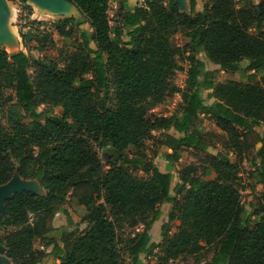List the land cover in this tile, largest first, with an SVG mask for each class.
Listing matches in <instances>:
<instances>
[{
    "label": "trees",
    "instance_id": "obj_1",
    "mask_svg": "<svg viewBox=\"0 0 264 264\" xmlns=\"http://www.w3.org/2000/svg\"><path fill=\"white\" fill-rule=\"evenodd\" d=\"M66 1L85 17L92 32L90 39L81 33L78 50L62 64L0 46V97L5 90L11 93L5 97L9 126L0 123V184L16 172L44 190H22L5 199V213L0 212L5 256L13 264H37L49 254L34 246L43 241L58 264H121L124 257L140 264V256L153 249L160 252L157 264L177 258L182 264H201L207 257L203 264H264V71L259 79L251 73L245 82L214 81L210 71H203L204 61L194 55L202 53L221 71L238 70L243 59L248 60L243 68L247 72L264 70V0L253 7L238 6L236 0H204L199 11L190 0L189 13L175 0H141L125 8L113 26L110 0ZM20 3V18L28 20L18 29L23 48L34 42L33 48L44 50L54 44V34L72 35L73 17L38 29L33 24L43 22L29 19L31 8ZM251 26L256 34L249 32ZM125 31L132 37L129 41L122 39ZM178 32L187 38L181 46L172 42ZM175 56L188 62L185 89L169 82ZM111 76L113 105L94 101L106 91ZM169 92L180 95L179 113H152ZM39 104L59 106L62 113L46 116L44 110L37 111ZM28 116L30 122L25 121ZM210 120L226 135L222 150L206 153L215 176L201 182L182 173L180 184L188 185L182 191L181 185L174 186L179 196L172 195V174L141 150L145 140L158 132L154 143L171 149L167 158L173 160L180 149L207 152L213 145L205 139ZM92 141L110 152L104 163ZM257 144L249 160L254 168L250 174L258 173L260 185L258 217L252 220L241 203L239 172L244 156ZM138 170L144 176L135 175ZM71 199V210L86 225L65 232L59 247L49 234L55 215ZM164 203L171 204L167 219L177 220V229L164 230L154 242L148 230ZM121 221L131 227L142 224L143 229L123 243L116 234Z\"/></svg>",
    "mask_w": 264,
    "mask_h": 264
},
{
    "label": "rangeland",
    "instance_id": "obj_2",
    "mask_svg": "<svg viewBox=\"0 0 264 264\" xmlns=\"http://www.w3.org/2000/svg\"><path fill=\"white\" fill-rule=\"evenodd\" d=\"M2 3L7 4L9 9V16L5 19V25L2 30L1 36H0V46L3 47L6 51L9 53L15 52L17 50H23L27 53L30 59H34L37 57H47L48 59L57 61L59 64H62L65 58H68L76 53L78 50V46L82 43V36L81 33L85 32L87 37L91 38V28L89 26V23L85 20V17L79 12L77 8H75L72 4L69 3H63V4H56V2H53L50 6L54 7H43L40 6L38 3L32 1V0H25L26 4L29 5L31 8V16L29 19H36L39 21H42V24L36 25V23L33 24L32 27H38V29H51L52 23L58 18H62L65 15L72 16L74 18V21L70 24L73 32L70 37H62L58 36L57 34L53 35L54 44L48 45L44 50H40L37 48H33L34 42H31L29 44L30 49L23 48L21 44V38L18 34V29L21 25H24V23L28 22V20H25L23 18H20L21 15L23 16L21 12V3L20 1L23 0H1ZM141 0H132L131 2H125L123 3L121 0H110L109 2V10H108V17L110 24L113 26L115 24L120 23L121 16L123 14V11L127 7H132L136 4H139ZM260 0H236V3L238 6H248L253 7L255 5H258ZM58 5V6H57ZM256 8H258L256 6ZM71 14V15H70ZM28 27H24V31ZM249 32L252 34H256L258 30L251 26L249 28ZM131 35L127 34V31H125L122 35V39L124 41H129L131 39ZM187 38L182 35L180 32L172 35V42L176 45H182ZM90 45L94 47V43L90 40ZM194 55L202 59L204 61V68L203 71H210L211 75L213 76L214 81H225L227 79H235L237 81L245 82L249 79L248 75L251 73L254 74L255 79H259L260 76L263 74L264 70H258L255 72H247L244 67H246L248 60L243 59L240 61L241 68H239L236 71H221L220 68L213 64L212 62L208 61L205 56L202 53H194ZM176 58V68H174L169 76V82L172 87H179L182 89H185L186 87V70L188 68V62L186 59L180 60L178 56H175ZM78 82H75V85H77ZM11 93L9 90H5L3 92V96L0 97V123L5 125L6 127L9 126L8 124V100L5 97L10 96ZM202 95L205 97L206 92L205 90H202ZM104 99L105 104L108 106H112L115 101V85L113 82V77L111 76L108 82V87L106 91L99 92L96 96H94V101H100ZM180 95L178 92H169L167 94V97L163 100L162 103L158 104L154 108L151 109L152 113L156 115H170V114H178L180 109ZM207 103V102H206ZM37 111H45L46 116L47 115H56L60 116L62 113V109L59 106H52V105H44L39 104L37 105ZM42 120V119H41ZM26 122H30L31 118L28 116L25 119ZM207 135L205 136L206 141L212 142V148L213 150H222V144L223 141L226 138V135L214 124L213 120H210L207 126ZM152 135H154L152 138H148L145 140V145L141 149L145 152L148 157L152 159L154 164L161 170H168L172 174V189L171 193L172 195L179 196L176 191L178 189L174 188L176 185H181V191L184 190L188 184H180V175L182 173L185 174V178L189 180L190 178L198 179L199 181H205L208 179H211L214 177L213 170L209 167L208 161H207V155L206 153H211V150H208L207 152L199 151V150H192V149H180L178 151V159L173 160L170 158H167V156L172 152L171 149L168 153H166V148L164 145H156L154 143L156 137L158 135V132H152ZM258 147L259 144L255 145V147ZM92 147L93 150H95L98 153L99 158L101 159L102 163L105 162V159L109 158L111 156L110 152L108 150H105V148H99L97 144L92 141ZM254 147V148H255ZM253 149V148H252ZM250 150L243 158V160L246 161V164H241V177H242V190H241V203L244 206L245 210L252 214V220H256L258 217V214L255 213L257 209V198H258V191L257 189L260 187L256 182L259 180V175L257 172H253L250 174V171H253V167L250 166L251 157L255 155L256 150ZM152 151H155L157 154L152 157ZM210 151V152H209ZM228 156L232 161H236L237 158L235 154L228 152ZM256 161H260V159L257 157ZM260 167L264 168V160L262 161ZM135 175L138 176H144V173L140 170L135 172ZM25 181V180H24ZM28 181V180H26ZM31 183L32 181H28ZM33 183V182H32ZM33 189H39L38 185H33ZM74 203V199L66 201L64 205H66V209H69L70 206ZM169 203H164L160 206L161 213L168 214L170 211ZM73 218L78 222L79 218L72 210ZM254 212V213H253ZM120 226L117 228V237L124 243L125 239L132 235V233H135L137 229H142L143 226L140 224H137L134 227H131L128 225L126 221H121ZM54 229L50 234H53V239L60 240L62 239V236L65 232H61L59 230V226L61 225L60 219H57L56 222L54 221ZM60 224V225H59ZM178 225L177 220H168L166 218V221H164L163 224H159V226L156 228V233L154 231V227L151 230V238L157 239L159 238V233L163 235L164 230H168L169 233H173L176 231ZM80 227H82V224L79 225V227L74 228L72 227L71 230L77 229L79 231ZM84 227V226H83ZM151 227V225H150ZM150 229V228H149ZM70 230V231H71ZM76 231V230H75ZM49 234V235H50ZM161 240V239H160ZM43 241H37L34 246L40 247L42 245ZM122 243V245H123ZM45 258V256L43 257ZM140 264H157L160 260V252L158 249H153L148 255H141L140 256ZM208 257L205 258L203 261H207ZM4 261V257L2 253H0V264H2ZM41 262V263H40ZM39 264H54L53 260L51 259H41ZM121 264H132L130 262V259L124 257L123 263ZM167 264H182V261L180 258L170 260L167 262Z\"/></svg>",
    "mask_w": 264,
    "mask_h": 264
},
{
    "label": "water",
    "instance_id": "obj_3",
    "mask_svg": "<svg viewBox=\"0 0 264 264\" xmlns=\"http://www.w3.org/2000/svg\"><path fill=\"white\" fill-rule=\"evenodd\" d=\"M25 1V0H23ZM36 3H38L40 6L43 7H52L50 6L53 2H56V4L60 5L63 3H69L66 0H32ZM132 0H128V2H131ZM178 5H179V9L181 11L182 10V4L179 0H175ZM71 4V3H69ZM57 5V6H58ZM73 5V4H72ZM74 6V5H73ZM75 7V6H74ZM54 8V7H52ZM190 11V5H189V10L188 11H184L189 13ZM71 15V14H70ZM9 16V9L7 4L2 3V1L0 0V36L2 33V30L4 28L5 25V19ZM64 17H72L69 15H65ZM19 51V50H17ZM15 51V52H17ZM25 180V181H24ZM32 181L31 183H29L28 181ZM33 185H38L39 189H33L34 186ZM22 190H31V191H36L39 193H42L43 187L41 185H39L35 180H31V179H24L22 177H20L16 172L12 175V177L10 178V180H8L7 182L0 184V212L5 213V207H4V201L5 199H7L9 196H11L13 193L15 192H19ZM5 252V248L3 245L0 244V253H2L3 257H4V261L2 264H13L4 254Z\"/></svg>",
    "mask_w": 264,
    "mask_h": 264
},
{
    "label": "crops",
    "instance_id": "obj_4",
    "mask_svg": "<svg viewBox=\"0 0 264 264\" xmlns=\"http://www.w3.org/2000/svg\"><path fill=\"white\" fill-rule=\"evenodd\" d=\"M182 4V10L184 11H188L189 10V5H190V0H179ZM195 1V4H194V7H195V10L199 11V10H202L203 9V2L204 0H194ZM133 7V6H132ZM20 51V49H19ZM166 148V147H165ZM258 147L256 146L255 148L253 149H257ZM210 150L212 148H209ZM252 149V150H253ZM169 148H166V153L169 152ZM213 152H215L216 150H211ZM154 163V162H153ZM215 176V175H214ZM171 206V205H170ZM161 210V209H160ZM166 218H167V214H164V213H161V215L159 216V218L157 220H155L152 224H151V227L150 229L148 230L149 232V235H150V239L151 241H154V242H159L160 239L162 238V235L159 233V238L157 239H153L151 238V230L153 229L154 227V231L156 233V228L159 226V224H163L164 221H166ZM57 219H60L61 221V225L59 226V230L63 233V232H68L71 230L72 227H79V225L82 224V227H80V230L83 228V226L85 227L86 223L85 222H81L80 221V218H79V221L77 222L74 218H73V215H72V212H71V206L69 209H66V205H62V207L60 208V210L57 212V214L55 215L54 217V220H53V223L54 221L56 222ZM54 225V224H53ZM142 226V224H140ZM143 229V228H142ZM142 229H137L136 232H140L142 231ZM49 236H54L53 234H50ZM57 244L59 245V247H63V243L61 242V239L60 240H56ZM40 248L42 249H45V251L49 254H47L45 256V258H42V259H51L53 260V263L54 264H58L59 263V260L57 257L53 256L52 253H50L51 251V246H48V247H43L42 245H40ZM41 263V262H40ZM39 264V263H37Z\"/></svg>",
    "mask_w": 264,
    "mask_h": 264
},
{
    "label": "built area",
    "instance_id": "obj_5",
    "mask_svg": "<svg viewBox=\"0 0 264 264\" xmlns=\"http://www.w3.org/2000/svg\"><path fill=\"white\" fill-rule=\"evenodd\" d=\"M241 164L245 165V164H246V161L243 160V161L241 162ZM239 174L241 175V172H239ZM259 189H260V187H259L257 190H259ZM201 264H203V261L201 262Z\"/></svg>",
    "mask_w": 264,
    "mask_h": 264
}]
</instances>
